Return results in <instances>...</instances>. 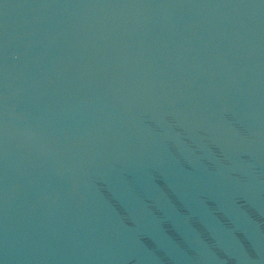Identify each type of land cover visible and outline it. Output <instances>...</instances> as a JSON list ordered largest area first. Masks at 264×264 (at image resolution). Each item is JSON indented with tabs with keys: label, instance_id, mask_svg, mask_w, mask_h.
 I'll return each mask as SVG.
<instances>
[{
	"label": "water",
	"instance_id": "obj_1",
	"mask_svg": "<svg viewBox=\"0 0 264 264\" xmlns=\"http://www.w3.org/2000/svg\"><path fill=\"white\" fill-rule=\"evenodd\" d=\"M0 264H264V0H0Z\"/></svg>",
	"mask_w": 264,
	"mask_h": 264
}]
</instances>
